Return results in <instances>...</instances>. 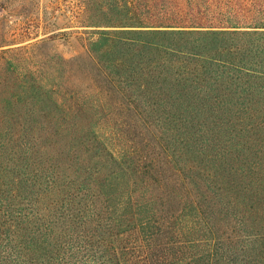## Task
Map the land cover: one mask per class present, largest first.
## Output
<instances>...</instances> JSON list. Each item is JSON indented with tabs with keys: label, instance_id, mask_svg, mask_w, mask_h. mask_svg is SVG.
<instances>
[{
	"label": "trees",
	"instance_id": "obj_1",
	"mask_svg": "<svg viewBox=\"0 0 264 264\" xmlns=\"http://www.w3.org/2000/svg\"><path fill=\"white\" fill-rule=\"evenodd\" d=\"M80 2L103 89L180 140L143 164L96 136L16 139L0 104V264H264V0Z\"/></svg>",
	"mask_w": 264,
	"mask_h": 264
},
{
	"label": "rangeland",
	"instance_id": "obj_2",
	"mask_svg": "<svg viewBox=\"0 0 264 264\" xmlns=\"http://www.w3.org/2000/svg\"><path fill=\"white\" fill-rule=\"evenodd\" d=\"M79 2L0 0V76H5L0 77V91L6 100L0 104H17L12 123L19 130L5 136L64 140L96 136L118 156L129 154L136 162L144 156L143 164L159 153L152 144L160 139L171 154L180 137L164 111L130 106L136 102L103 89L102 78L87 55L93 38L88 30L92 29L73 27L80 25L75 19ZM34 83L54 94L55 108L47 100L34 104L32 92L26 90ZM31 127L32 132L23 133Z\"/></svg>",
	"mask_w": 264,
	"mask_h": 264
}]
</instances>
